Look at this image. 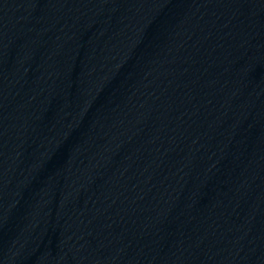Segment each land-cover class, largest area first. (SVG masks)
Instances as JSON below:
<instances>
[{"label":"water","instance_id":"95a60500","mask_svg":"<svg viewBox=\"0 0 264 264\" xmlns=\"http://www.w3.org/2000/svg\"><path fill=\"white\" fill-rule=\"evenodd\" d=\"M0 264H264V0H0Z\"/></svg>","mask_w":264,"mask_h":264}]
</instances>
